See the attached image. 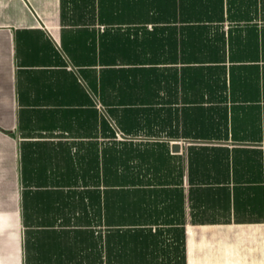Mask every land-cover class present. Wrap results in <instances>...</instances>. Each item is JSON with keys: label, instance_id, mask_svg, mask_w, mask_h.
I'll list each match as a JSON object with an SVG mask.
<instances>
[{"label": "crops", "instance_id": "1", "mask_svg": "<svg viewBox=\"0 0 264 264\" xmlns=\"http://www.w3.org/2000/svg\"><path fill=\"white\" fill-rule=\"evenodd\" d=\"M251 25L264 0H0V264H264V141L231 140L247 103L160 92L156 122L222 106L227 140L148 132L144 114L125 135L108 113L126 71L194 65L172 48L187 27ZM117 140L126 174L104 173ZM210 145L226 165L207 164ZM233 147L259 148L258 165Z\"/></svg>", "mask_w": 264, "mask_h": 264}, {"label": "trees", "instance_id": "2", "mask_svg": "<svg viewBox=\"0 0 264 264\" xmlns=\"http://www.w3.org/2000/svg\"><path fill=\"white\" fill-rule=\"evenodd\" d=\"M219 29L209 26L187 27V39L181 38L179 43L172 45L173 49L181 52V62L194 65L165 68L162 73H155L154 68H132L126 71V75H120V87L116 94L118 104L122 107L114 110L115 113L110 109L108 113L123 134L133 132V128L126 127V114L132 117V122L134 119L133 124H136L140 114H144L148 132L157 129L166 130L167 134L174 137L199 133L207 136L208 140L228 139L226 113L218 110L222 106L208 107L212 109V115L205 121L199 120L197 116L187 121L186 107L180 106L172 112L167 108L163 112L166 111L171 120L160 118V122H156L155 103L161 97L160 92H163L168 100L176 98L182 103L201 99H229L247 103L245 106L231 107L236 110L230 121L231 140L255 145L264 141V25L260 28L255 25L230 27L226 38ZM150 48L153 50V43H148ZM117 141L119 143L113 147L102 149L100 165H104V173L126 174V140ZM228 150L226 145H210L205 147L203 156L208 165H226L224 162L230 155ZM241 151L244 161L252 158L251 165H258L259 148L233 147L231 156L236 160L235 165L239 162L237 157ZM242 165L249 164L244 162Z\"/></svg>", "mask_w": 264, "mask_h": 264}, {"label": "water", "instance_id": "3", "mask_svg": "<svg viewBox=\"0 0 264 264\" xmlns=\"http://www.w3.org/2000/svg\"><path fill=\"white\" fill-rule=\"evenodd\" d=\"M171 150H172L173 152H179V151H180V144H179V143H173V144L171 145Z\"/></svg>", "mask_w": 264, "mask_h": 264}]
</instances>
